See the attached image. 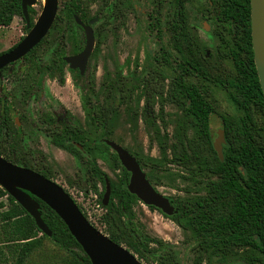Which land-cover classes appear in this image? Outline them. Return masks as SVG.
Masks as SVG:
<instances>
[{
  "label": "rangeland",
  "instance_id": "1",
  "mask_svg": "<svg viewBox=\"0 0 264 264\" xmlns=\"http://www.w3.org/2000/svg\"><path fill=\"white\" fill-rule=\"evenodd\" d=\"M65 1L68 0H58L56 16L62 17L59 20L55 17L43 41L36 47L31 56L34 65L45 64L59 43H63L65 55H69L74 36L80 41L81 47L84 45L83 29L63 15ZM43 4L44 0H36L31 7L34 20L40 14ZM81 5L82 11L86 12V22L94 17L98 19L92 25L95 45L87 62L85 80L76 82L72 72L65 70L63 83L59 84L56 78L30 67L28 59H20L1 73L0 114L4 108L8 110L9 124L17 133L15 149L7 160L19 166L26 162L29 169L47 173L79 199L78 192H82L90 220L107 235L103 218L107 210L101 203V196L96 199L90 194L93 191V178L90 177V164L85 151L76 159L55 147L49 140L66 123L76 120L81 124L89 144L87 151L113 182H117L120 172L114 167L110 156L115 152L105 141L120 145L134 157L137 155L150 183L170 199L175 209L181 199L204 193L206 181L212 177L199 174L193 168L186 169L170 160L169 148L172 145L180 152L181 140L195 138L191 120L182 108L168 102L160 109L158 94L155 92L153 111L145 109L146 95L141 84L147 83L151 74V85L154 84L159 91L158 88L166 87L176 73L174 62L178 54L173 48L172 34L167 28L176 8L174 0H82ZM185 8L188 25L206 48L210 75L220 79L233 75L234 69L229 58L217 55V49H225L216 31L226 32V29L215 21L213 4L209 0H187ZM205 26L208 28L205 29ZM26 33V24L21 16L13 17L9 26H0V52L17 44ZM163 51L171 54L170 63L161 59ZM30 74L34 76V82H29L28 88ZM189 80L207 92V98L213 104L215 113L210 117V127L215 137L222 128L219 114L236 117L239 111L219 82L208 83L195 77ZM91 82L95 90L91 95V104L95 103L102 108L97 118L101 121L95 123L84 112L87 109L91 113L90 105L84 106L81 98V94L89 92L87 87L82 86ZM122 92L124 96L120 95ZM107 108L112 109L106 111ZM45 118L49 121H45ZM6 132L7 128L0 123V152L7 148ZM160 143L167 147L165 158L160 152ZM101 145L108 146V150L98 148ZM0 155L5 158L3 153ZM148 157L157 158L159 166L153 165ZM98 188L102 190L100 182ZM129 212L124 208L120 213H113L116 223L134 229L137 236L143 239L149 237L159 241L148 243V250L143 251V258L139 259L142 264H162L160 259L168 253L169 264H193L197 254L196 238L189 230L182 229L170 218L156 209L148 208L139 200L131 206L132 217ZM8 264H13V258ZM26 264L74 262L49 239L43 238L41 245L29 255ZM202 264L224 263L205 254ZM227 264L243 263L234 260Z\"/></svg>",
  "mask_w": 264,
  "mask_h": 264
},
{
  "label": "trees",
  "instance_id": "2",
  "mask_svg": "<svg viewBox=\"0 0 264 264\" xmlns=\"http://www.w3.org/2000/svg\"><path fill=\"white\" fill-rule=\"evenodd\" d=\"M76 1L68 0L63 3V15L69 21H74V16H78L86 22V12L81 9L83 7L81 1L78 3ZM186 2L187 0H174L176 8L167 23V28L172 34L173 48L178 54V59L174 62L176 73L166 87L158 88L159 91L154 84L151 85L153 80L151 74L147 83H142L141 86L145 90V109L148 112L153 111V95L157 92L160 109L168 102L179 105L194 127L195 138L181 140L180 152H177L175 145L169 148L170 160L212 178L206 181L204 193L193 198L181 199L177 203V212L169 217L164 216L182 229L189 230L196 238L197 254L193 264H202L205 254L224 264L234 260L243 264H264V99L253 61L249 0H210L215 9V21L226 29V32L216 31L220 44L225 49L224 51L217 49V55L229 58L234 69L233 75H226L222 79L211 76L208 71L206 48L199 42L187 22ZM32 12L33 8L28 7L29 27L35 22ZM14 16H21L25 22L21 0H0V26H9ZM61 17L56 16V19L59 20ZM28 30L26 27L27 32ZM60 36L64 37L63 34ZM39 44L23 59H28L30 67L33 66L39 73L56 78L58 83L62 84L65 64L63 43L54 47L51 57L45 64L37 66L34 65L31 56ZM80 48L81 43L74 36L72 52L76 53ZM161 59L170 63L171 54L163 51ZM190 77L208 83L219 82L225 87L228 99L239 111L236 117L219 114L225 139L222 145L223 160H220L212 145L210 117L215 113V109L207 98V92L190 81ZM74 79L76 82L82 81L85 80V76L77 74ZM27 82L29 88V82H34V76L30 74ZM87 84L82 87H87L89 92L81 94V98L84 106L90 105L91 113L87 109L84 112L90 121L95 123L101 121L97 118L102 108L95 103L91 104V95L95 90L93 82ZM82 87L80 89L83 91ZM120 95L125 94L122 92ZM111 109L107 108L106 111ZM44 120L49 121L48 118ZM0 123L7 128V148L0 152L7 159L15 149L14 140L17 133L9 124L6 108L0 114ZM156 131L159 134L158 128ZM49 140L54 146L76 159L85 151L90 164V177L93 178L91 187L97 196H101V203L107 210L103 217L106 224L104 232L111 240L124 245L137 255L138 259H142L143 251L148 250V243L159 241L149 237L143 239L137 236L134 229L119 226L115 221L113 213H120L124 208L130 210L132 217L131 206L138 200L127 189L130 173L120 165L116 153H111L110 156L114 167L120 173L117 182H113L109 180L106 172L99 168L93 155L87 151L89 144L78 121L66 123L62 130ZM98 148L108 150L106 145ZM159 149L165 158L167 152L165 144L160 143ZM135 158L141 166V159L137 155ZM147 159L153 165L159 166L157 158ZM22 166L28 168L26 162ZM36 172L53 180L47 173ZM107 179L110 195L107 204L104 205L102 198ZM99 182L102 184L101 191L98 188ZM36 200L40 205L41 218L50 229L51 236L43 234L37 228L34 219L0 187V264H8L11 258L13 264H26L29 255L41 245L43 238L49 239L64 251L74 264H91L57 214L45 203ZM147 207L154 209L153 206ZM83 215L88 219L84 212ZM89 222L95 226L90 220ZM169 258L168 253L162 256L160 262L169 264Z\"/></svg>",
  "mask_w": 264,
  "mask_h": 264
},
{
  "label": "water",
  "instance_id": "3",
  "mask_svg": "<svg viewBox=\"0 0 264 264\" xmlns=\"http://www.w3.org/2000/svg\"><path fill=\"white\" fill-rule=\"evenodd\" d=\"M35 3L36 0H21L22 15L29 30L14 47L0 54V77L4 67L20 60L40 43L55 19L58 0H45L40 14L29 27L28 7H32ZM249 4L253 61L264 99V0H249ZM75 21L83 27L85 44L78 54L65 56L64 61L70 68H79L83 73L94 48L92 24L97 18L91 19L88 25H84L77 16ZM105 142L117 154L120 164L130 173L128 191L146 206H153L166 216L175 214L177 210L170 203L169 198L158 192L149 182L136 158L120 145L109 140ZM224 142V131L220 128L216 136L212 137L213 149L220 160H223ZM0 187L34 219L37 228L43 234L51 236L50 229L41 218L40 205L36 199L45 203L63 221L91 264H142L126 247L114 242L93 226L59 184L32 169L16 165L1 155ZM109 195L110 186L106 180L103 204L108 202Z\"/></svg>",
  "mask_w": 264,
  "mask_h": 264
},
{
  "label": "flooded vegetation",
  "instance_id": "4",
  "mask_svg": "<svg viewBox=\"0 0 264 264\" xmlns=\"http://www.w3.org/2000/svg\"><path fill=\"white\" fill-rule=\"evenodd\" d=\"M80 1H82V0H77L76 1V3H78V2H80ZM107 0H105V2H106ZM210 1V0H209ZM211 3V2H210ZM59 5V4H58ZM81 8H83V7H81ZM57 10H58V6H57ZM57 15V14H56ZM56 17V16H55ZM78 17V16H77ZM79 18V17H78ZM94 18H96V17H94ZM80 19V18H79ZM93 19V18H92ZM81 20V19H80ZM91 19H89L87 22H83L82 20V23L84 24V25H88V23H89V21H90ZM98 20V19H97ZM74 22L76 23V21H75V16H74ZM97 22V21H96ZM95 22V23H96ZM94 23V24H95ZM25 24H26V21H25ZM34 24V23H33ZM77 24V23H76ZM93 25V24H92ZM77 26H79L80 28H82L83 29V27L81 26V25H78L77 24ZM205 29L206 28H208V27H204ZM93 29V28H92ZM83 32H84V30H83ZM93 33H94V31H93ZM94 43H95V37H94ZM84 44H85V35H84ZM16 45V44H15ZM14 45V46H15ZM95 45V44H94ZM13 46V47H14ZM83 47H84V45L76 52V53H73L72 52V48H71V50H70V54L69 55H75V54H78L82 49H83ZM93 51V50H92ZM92 53V52H91ZM65 56H68V55H65ZM64 56V57H65ZM91 56V55H90ZM64 57H63V60H64ZM90 58V57H89ZM89 58H88V60H89ZM21 59H23V58H21ZM88 60H87V62H88ZM65 62V61H64ZM14 63V62H13ZM13 63H11V64H13ZM11 64H9V65H11ZM8 65V66H9ZM86 66H87V63H86ZM7 67V66H6ZM6 67H4L3 69H2V71L6 68ZM63 67H64V72H65V70H67L68 72H72V74H73V77L74 76H76L77 74H79V75H81V76H85L84 75V73H85V69H86V67H85V69H84V72L83 73H81L80 72V70H79V68H70V66H69V64H67L66 62H65V64L63 65ZM2 71H1V73H2ZM56 147V146H55ZM58 148V147H57ZM81 148V147H80ZM60 149V148H59ZM61 150H63V149H61ZM68 153V152H67ZM69 154V153H68ZM117 155V154H116ZM134 156V155H133ZM118 158V157H117ZM7 160V159H6ZM137 160V159H136ZM139 163V162H138ZM121 165V164H120ZM122 166V165H121ZM123 167V166H122ZM124 168V167H123ZM142 168V167H141ZM34 171V170H33ZM40 174V173H39ZM42 175V174H41ZM51 180V179H50ZM53 181V180H52ZM55 182V181H54ZM150 182V181H149ZM155 188V187H154ZM64 189V188H63ZM106 189V188H105ZM156 189V188H155ZM157 190V189H156ZM66 192V191H65ZM105 192V191H104ZM67 193L70 195V197L74 200V202L77 204V206H79L80 208H81V212L83 213H85L86 214V211H85V208L81 205L82 203H84V204H86L85 202H84V195L82 194V192H78L79 193V195H80V199L82 198V200L80 201V199L79 198H77V197H75V195H73V194H71L69 191H67ZM87 194V193H86ZM90 194L91 195H93V197H95L96 199H97V194L94 192V191H91L90 192ZM104 195V194H103ZM103 199V198H102ZM109 200V199H108ZM170 200V199H169ZM171 204H172V202H170ZM173 205V204H172ZM174 206V205H173ZM78 207V208H79ZM79 208V209H80ZM154 209H156V208H154ZM156 210H158V209H156ZM159 211V210H158ZM160 212V211H159ZM161 213V212H160ZM162 214V213H161ZM87 215V214H86ZM162 215H164V214H162ZM166 216V215H165ZM172 216V215H171ZM88 217V216H87ZM169 217V216H168ZM87 219V218H86ZM88 219H89V217H88ZM87 219V220H88ZM90 220V219H89ZM88 220V221H89ZM91 221V220H90ZM92 222V221H91Z\"/></svg>",
  "mask_w": 264,
  "mask_h": 264
},
{
  "label": "built area",
  "instance_id": "5",
  "mask_svg": "<svg viewBox=\"0 0 264 264\" xmlns=\"http://www.w3.org/2000/svg\"><path fill=\"white\" fill-rule=\"evenodd\" d=\"M82 200V198L80 199V201ZM84 208H85V211H86V214H87V216H88V210H87V206H86V204H84V203H82L81 204ZM88 211V212H87ZM90 213V212H89ZM89 217V216H88ZM89 219H90V217H89Z\"/></svg>",
  "mask_w": 264,
  "mask_h": 264
},
{
  "label": "crops",
  "instance_id": "6",
  "mask_svg": "<svg viewBox=\"0 0 264 264\" xmlns=\"http://www.w3.org/2000/svg\"><path fill=\"white\" fill-rule=\"evenodd\" d=\"M14 17H16V16H14Z\"/></svg>",
  "mask_w": 264,
  "mask_h": 264
},
{
  "label": "bare ground",
  "instance_id": "7",
  "mask_svg": "<svg viewBox=\"0 0 264 264\" xmlns=\"http://www.w3.org/2000/svg\"><path fill=\"white\" fill-rule=\"evenodd\" d=\"M45 1V0H44Z\"/></svg>",
  "mask_w": 264,
  "mask_h": 264
}]
</instances>
